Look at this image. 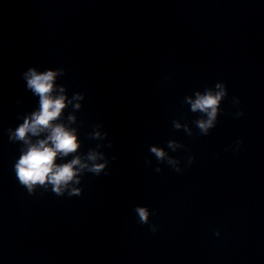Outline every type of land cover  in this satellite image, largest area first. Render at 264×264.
Wrapping results in <instances>:
<instances>
[{
  "label": "water",
  "instance_id": "95a60500",
  "mask_svg": "<svg viewBox=\"0 0 264 264\" xmlns=\"http://www.w3.org/2000/svg\"><path fill=\"white\" fill-rule=\"evenodd\" d=\"M264 27V0H0V65L165 57Z\"/></svg>",
  "mask_w": 264,
  "mask_h": 264
},
{
  "label": "clouds",
  "instance_id": "9594fccd",
  "mask_svg": "<svg viewBox=\"0 0 264 264\" xmlns=\"http://www.w3.org/2000/svg\"><path fill=\"white\" fill-rule=\"evenodd\" d=\"M65 75L63 67H44L40 69L30 66L21 72L26 91L36 98V106L30 112L17 116V124L5 129L10 143H18V155L13 159L12 171L17 183L25 189L29 195H33L38 189L52 192L56 196L68 197L80 196L83 188L81 178L85 173L95 176L108 175L110 161L103 152L98 151L105 145L97 144L95 148H89L87 153H80L82 147L78 139V129L72 127L77 121L75 115L82 108L85 99L83 92H73L69 97L67 88L58 82V77ZM228 96V88L225 82L217 81L214 86L205 87L203 91H195L194 99L185 97V102L190 105V111L199 113V117L193 122L199 134L207 136L217 122L218 116L223 113L222 101ZM20 101H17L19 104ZM231 103L240 104L239 97L233 96ZM71 107L65 119H62L67 108ZM244 113L238 110L233 116L239 118ZM176 129L185 128L187 134L192 135L186 125L173 121ZM88 136L92 140L105 141L108 137L102 125L93 124ZM112 141H107V147H112ZM241 140L235 142L233 151H239ZM168 147L173 151L177 147H183L175 140L168 141ZM231 147V146H230ZM149 152L154 154L158 161L166 160L177 173L182 169L179 160L169 157L159 146L149 145ZM112 160L116 157L112 156ZM195 157L187 158L190 165ZM147 164L150 161H146ZM161 171L156 166L155 172ZM134 212L141 224H148L151 232H156L158 226L149 223V217L155 214L154 209L147 205H136ZM214 235L219 236V231Z\"/></svg>",
  "mask_w": 264,
  "mask_h": 264
}]
</instances>
